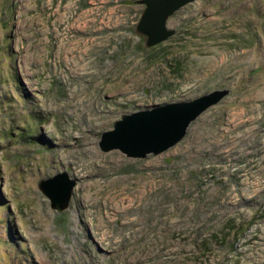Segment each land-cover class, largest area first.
<instances>
[{
  "label": "rangeland",
  "instance_id": "rangeland-1",
  "mask_svg": "<svg viewBox=\"0 0 264 264\" xmlns=\"http://www.w3.org/2000/svg\"><path fill=\"white\" fill-rule=\"evenodd\" d=\"M139 0H0V264H264V0H193L147 44ZM229 92L159 153L123 113ZM75 178L65 208L40 182Z\"/></svg>",
  "mask_w": 264,
  "mask_h": 264
},
{
  "label": "water",
  "instance_id": "water-1",
  "mask_svg": "<svg viewBox=\"0 0 264 264\" xmlns=\"http://www.w3.org/2000/svg\"><path fill=\"white\" fill-rule=\"evenodd\" d=\"M145 4L137 28L147 35V44L158 43L175 29L167 19L178 8L193 0H139ZM228 87L214 88L191 99L175 100L151 108L123 113L103 130L98 144L102 150L118 148L128 156L143 157L159 153L179 141L189 124L208 106L229 92ZM75 178L63 170L43 178L40 185L52 205L65 208L72 193Z\"/></svg>",
  "mask_w": 264,
  "mask_h": 264
}]
</instances>
